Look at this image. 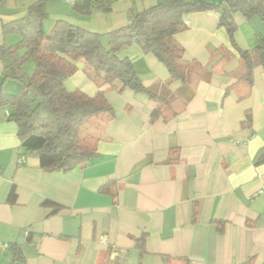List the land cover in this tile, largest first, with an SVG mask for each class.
Masks as SVG:
<instances>
[{
	"label": "crops",
	"instance_id": "crops-1",
	"mask_svg": "<svg viewBox=\"0 0 264 264\" xmlns=\"http://www.w3.org/2000/svg\"><path fill=\"white\" fill-rule=\"evenodd\" d=\"M37 1L0 0V45L16 43L17 35L4 37L2 26ZM105 1L110 12L81 15L67 0H48L44 30L62 19L104 35L158 0ZM204 1L221 7L184 16L186 30L175 40L184 60L198 63L208 79L192 78L187 102L181 82L170 84L176 114L166 121L152 117L158 104L144 94L102 87L114 116L81 126L96 151L84 168L45 172L37 156L25 154L15 124L0 117V264H264V163L257 164L264 152V71L255 68L252 83L241 80L243 62L218 25L227 8L223 0ZM233 18L241 50L264 39L258 18ZM118 56L131 62L145 87L169 79L166 67L138 45ZM74 64L65 89L93 97L99 88L81 61ZM3 66L0 61V82ZM7 86L11 95L24 90ZM46 201L61 208L53 213ZM142 236L141 254L135 240ZM14 246L23 261L12 262Z\"/></svg>",
	"mask_w": 264,
	"mask_h": 264
},
{
	"label": "trees",
	"instance_id": "trees-1",
	"mask_svg": "<svg viewBox=\"0 0 264 264\" xmlns=\"http://www.w3.org/2000/svg\"><path fill=\"white\" fill-rule=\"evenodd\" d=\"M46 1L38 0L28 7L23 17L4 24V37L17 35L19 40L13 45H0V61L4 63L0 117L8 112L7 120L15 124L25 154L37 156L45 172L67 173L84 168L96 155L94 147L85 145L80 128L95 117L113 118L114 110L102 87L108 86L117 93L129 90L144 94L158 104L152 117H162L166 121L176 114L171 108L170 84L181 82L180 96L187 102L193 95L192 78L208 79L209 74L202 73L198 63L184 60L183 49L175 36L186 30L184 16L218 10L221 5L204 0H158L149 9L134 14L125 26L104 35L62 19L55 20L46 35ZM223 4L227 12L221 14L218 25L226 30L231 46L243 62L241 80L252 83L254 69L261 67L264 71V39L251 49L241 50L234 41L237 25L233 16L241 14L248 20L258 18L264 23V0H223ZM73 8L81 15L111 10L110 2L105 0L74 2ZM131 45H138L143 53L154 55L166 67L169 73L166 83L151 87L142 84L131 62L118 56L122 49ZM219 51L223 58L230 57L228 51ZM29 60L34 61V69L27 78L22 68ZM77 61L84 64L87 78L99 88L93 97L80 91L68 92L64 87L66 79L75 73ZM8 80L22 82L23 92L20 95L5 93L2 86ZM246 123H249V115ZM260 163H264V152L257 160V164ZM14 198L12 188L11 204ZM44 204L51 207L53 213L61 208L50 201ZM135 243L140 253H144L145 236ZM23 260L17 249L12 262Z\"/></svg>",
	"mask_w": 264,
	"mask_h": 264
},
{
	"label": "rangeland",
	"instance_id": "rangeland-1",
	"mask_svg": "<svg viewBox=\"0 0 264 264\" xmlns=\"http://www.w3.org/2000/svg\"><path fill=\"white\" fill-rule=\"evenodd\" d=\"M66 7L68 8V6H65L63 5L62 9H66ZM47 21H45V25L48 24V22H50V18L49 19H46ZM45 33L46 35L49 33V31L47 29H45ZM16 37V42L18 41L19 37L18 36H14ZM14 44V40L13 38H10L8 39V45H12ZM33 69H34V61L33 60H29L25 65H24V71L26 73V77L29 78L31 75H32V72H33ZM10 83V84H8ZM7 85H12V93H15L16 90H19V88H24V84L22 82H19V81H9L7 82V84L3 87L4 91L7 90V88L9 86ZM19 93V91H17V94ZM85 145L88 146V147H91V144L89 141H85L83 140Z\"/></svg>",
	"mask_w": 264,
	"mask_h": 264
},
{
	"label": "built area",
	"instance_id": "built-area-1",
	"mask_svg": "<svg viewBox=\"0 0 264 264\" xmlns=\"http://www.w3.org/2000/svg\"><path fill=\"white\" fill-rule=\"evenodd\" d=\"M67 1L73 3V0H67ZM5 116H8V112H5Z\"/></svg>",
	"mask_w": 264,
	"mask_h": 264
}]
</instances>
